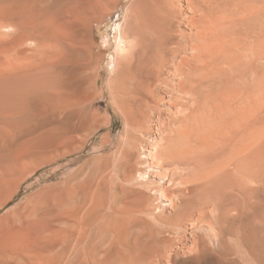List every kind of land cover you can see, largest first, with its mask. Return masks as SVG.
I'll list each match as a JSON object with an SVG mask.
<instances>
[{
	"label": "bare ground",
	"instance_id": "obj_1",
	"mask_svg": "<svg viewBox=\"0 0 264 264\" xmlns=\"http://www.w3.org/2000/svg\"><path fill=\"white\" fill-rule=\"evenodd\" d=\"M9 1L0 4V124L20 126L44 106L65 112L74 90L79 130L109 125L86 105L95 98H110L125 123L102 140L110 151L97 188L110 197L37 191L0 219L1 240L33 248L50 213L63 218V246L32 253V264H244L225 237L242 211L241 240L264 255V216L249 215L262 208L250 196L264 182V0H129L106 82L83 26L121 0ZM24 164L14 157L0 186Z\"/></svg>",
	"mask_w": 264,
	"mask_h": 264
},
{
	"label": "rangeland",
	"instance_id": "obj_2",
	"mask_svg": "<svg viewBox=\"0 0 264 264\" xmlns=\"http://www.w3.org/2000/svg\"><path fill=\"white\" fill-rule=\"evenodd\" d=\"M1 1L0 4H2ZM128 2L129 0H121L120 4L118 3L119 5L113 4L106 7L95 17L93 26H83L85 37L91 40L95 54L101 58L102 74L105 82L109 81L112 75L117 43L115 29L118 22L123 20L122 17ZM11 3L14 4L15 1ZM74 91L70 92L72 94H69V99L71 98L72 103L67 105L65 112L52 114L50 108L44 106L34 118L20 126L13 128L12 126L0 124V179L1 177L5 178L8 164L14 161V157L22 155L25 160L23 167L16 171L17 174L15 173L12 177L9 176L10 181L4 186H0L1 201L4 195L11 190L15 177H25L24 181L20 182L21 184H19L14 197L0 209V219L11 214L14 207L16 209L22 205L31 194L37 191L48 194H51L52 191H57L59 193V200H62L64 197L69 198L70 201L75 199L74 202L81 198L82 194L86 192L90 193L91 189H98L96 192L97 197L105 198L111 196L110 187L106 189L97 188L98 174L100 168L104 166L102 160H105H101L100 157L101 155L107 156L110 151L109 148L101 150L102 140L109 133L112 136L121 134L124 129V118L113 103L110 102V98H107V100L95 98L92 101L86 102V105L94 109L99 118L107 116L109 125L101 130L97 129L91 134H88L86 129L79 130L77 126H79L81 118L78 115L80 112L78 103L82 93L80 91L77 92V90L76 92ZM4 127L10 128L13 132L10 130L6 131ZM63 130H70L71 133L67 131L70 133V136L58 138ZM31 183H37V185L28 189L27 186ZM258 189L260 190L258 191ZM250 198L253 204L262 203V208H260V211H251L249 215L253 216V214H256L259 215L260 219H263L264 182L254 187ZM241 212L232 213L233 222L225 223L227 245L232 253H234V257L238 258V262L244 264H264V255L261 254L260 249H246L247 247H245L244 242H242L243 240H241L243 238L241 236L247 233L244 232L247 228L246 215ZM48 218L47 231L44 233L42 239L40 238L42 241L37 242V244L35 243L33 248L29 244L8 245L7 241L0 239V264H14L15 262V264H32L34 259L32 253L43 252L47 255H51L55 251L58 253L63 246V237L59 232L64 228L63 218L50 217V213ZM242 230L244 233H242ZM53 249L55 250L53 251ZM11 254L13 258H7ZM8 260H10V263L7 262Z\"/></svg>",
	"mask_w": 264,
	"mask_h": 264
}]
</instances>
